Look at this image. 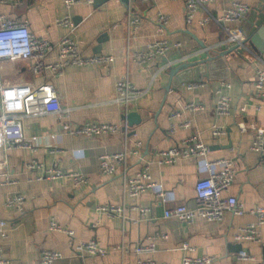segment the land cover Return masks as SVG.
<instances>
[{
    "label": "crops",
    "instance_id": "1",
    "mask_svg": "<svg viewBox=\"0 0 264 264\" xmlns=\"http://www.w3.org/2000/svg\"><path fill=\"white\" fill-rule=\"evenodd\" d=\"M233 3L250 7L242 29L251 37L264 27V0H211L196 14V21L206 12L218 16ZM109 0L94 6L83 2L64 7V0H13L1 5L0 13L18 22L27 21L29 31L37 37L46 38L52 44L68 37L79 45L83 57L111 55L114 61L107 67L68 66L61 74L45 71L34 76L30 62L0 64V81L4 83L27 82L33 85L48 83L53 86L63 110L59 116L47 114L25 119L23 133L26 139L36 138L34 150H11L6 154L8 170L16 180L15 185L0 186V221L6 237L0 236V256L13 264H39V255L44 250L55 251L63 257L59 264H136L137 259H151L158 264H180L184 256L196 258L209 256L211 264H260L264 262V226L261 228V243L237 242L234 236L238 229L252 223L255 217L245 212L241 216L225 213L219 223H208L195 218L191 224L163 218L166 209L178 205L193 208L194 183L206 175L203 160H181L174 164L158 165L156 153L179 145L188 136L197 135L209 148L206 160L230 159L235 166L234 180L223 197L233 196L245 210L264 208V166L260 157L250 150L252 131L241 133L239 123L248 127L264 129V99L257 100L254 91V72L264 70V40L260 37L252 50L249 44L243 53L231 52L224 57L226 70L216 76L202 78L204 86L188 90L187 84L171 85L170 69L182 63L198 62L207 56L217 57L225 48L214 52L196 51L214 46L219 40V27L209 24L199 27L196 23L186 26L182 0ZM129 10V14H128ZM158 12L168 16L166 30L156 34L155 19ZM69 15L73 29L57 26L55 21ZM139 17L140 25L135 30L126 26L129 18ZM113 25H117L113 28ZM163 39L168 44L179 43L164 57L138 64L132 54L143 51L147 44ZM100 41V42H98ZM200 44L204 46L201 47ZM100 46V53H94ZM56 50L45 59L46 64L56 61ZM129 59L126 60V55ZM168 65L166 70L162 68ZM136 89L149 92L134 101L129 112L140 116V123L116 134L84 137L63 133V124L71 126L88 122L124 125L123 108L112 102L115 84L125 74ZM222 87V93L231 99L229 116L215 115L214 91ZM189 84V83H188ZM204 105V110L191 114L183 110L188 102ZM256 105H261L257 111ZM241 108L244 111L241 112ZM174 113L180 117L171 118ZM190 121L189 129L176 128L171 134V125ZM212 126L225 130V135L215 139ZM135 132V136L131 132ZM53 136V138H51ZM124 139L130 154L127 158V174L132 176L144 162L149 163L152 180L163 188V198L149 190L133 198L123 192V180L118 169L114 175H103L98 168V158L122 150ZM141 143L134 153V142ZM229 146V147H227ZM139 157L143 161H139ZM36 160L45 167L56 165L67 172H79L88 177V182L74 188L67 179L54 181L37 180L41 170L28 171L25 164ZM19 194L24 197L23 213L5 207L6 199ZM121 206L124 218L108 217L97 211L104 204ZM147 208L142 215L137 209ZM74 233L73 242L95 240L107 250L104 257L76 256L68 243V237L49 230V221ZM125 244L129 253L121 255L114 247ZM154 245L150 254L135 255L137 245ZM187 246L188 250H185ZM239 250L253 256L254 261L241 262L236 258Z\"/></svg>",
    "mask_w": 264,
    "mask_h": 264
},
{
    "label": "built area",
    "instance_id": "2",
    "mask_svg": "<svg viewBox=\"0 0 264 264\" xmlns=\"http://www.w3.org/2000/svg\"><path fill=\"white\" fill-rule=\"evenodd\" d=\"M95 0H64V7L70 9L73 5L83 2L92 5ZM147 2L149 0H139ZM176 1V0H174ZM184 4V22L186 26L196 23L199 27L209 24H215L219 27V40L211 47H205L198 52H214L215 50H225L232 47L243 49L244 42L248 39V35L241 27L244 19L250 11V7L242 3H233L231 7L224 10L218 16H213L206 12L202 18L196 21V14L199 9L211 0H182ZM13 0H0L1 5L12 4ZM129 5V0L127 2ZM127 5V6H128ZM129 14V10H128ZM57 26L73 29V22L69 15L55 21ZM168 16L158 12L155 19L156 34L162 35L166 30ZM140 25V18H129L126 21L128 34L130 30L135 31ZM116 28L117 25H113ZM179 43L173 45L168 44L163 39H156L147 44L143 51L135 52L132 58L138 63H148L157 58L164 57L171 48H179ZM56 50V61L50 64L45 63L46 57ZM129 55H126V60ZM4 61L10 63L30 62L31 72L34 76H41L45 71L61 74L62 70L68 66H102L107 67L114 61L111 55H92L83 57L79 53V45L68 37L62 38L58 43L52 44L46 38L37 37L28 29L27 21L18 22L7 18L0 13V64ZM168 65L162 69L166 70ZM254 91L257 100L264 99V70L257 69L254 72ZM204 86L203 83L187 84L188 90ZM222 87H228L226 82H221L220 87L214 91L216 98L214 112L218 117H226L231 112V99L222 93ZM149 92L147 89H136L130 82L126 73L115 84V96L113 103L123 108L125 117L129 112L131 104L143 98ZM261 105H256L255 109L259 111ZM183 110L191 114H196L204 110V105L198 102H188L184 105ZM241 112L244 108H241ZM63 110L59 98L52 85L41 83L33 85L27 82L4 83L0 81V186L15 185L14 180L8 170L6 154L11 150H34V142L36 138L26 139L23 133V123L25 119L37 118L47 114H56L62 116L68 113ZM180 117L179 113H174L171 118ZM189 129L191 122L186 120L177 126L171 125L170 133L172 134L176 128ZM127 122L124 120L122 126L98 123H84L75 126L63 124V133L70 135H81L84 137H92L97 135L116 134L123 131L124 136L127 134ZM238 129L241 133L252 131V141L250 150L257 154L264 166V129L261 127H249L245 123H239ZM134 132V131H133ZM211 136L218 139L225 135V130L218 126H212L210 130ZM135 136V132L132 134ZM53 138V136H51ZM141 143L134 142V153L140 150ZM209 152L208 146L201 142L197 135H191L183 139L179 145L173 146L166 150L157 152L156 162L158 165L174 164L181 160H203L206 175L199 177L194 183V203L193 208L185 205H178L171 209H166L163 213L165 219H175L179 222L191 224L197 217L204 219L208 223H219L222 221L225 213H231L233 216H241L245 212L255 217L254 222L248 223L238 229L234 240L237 242L251 241L261 243V228L264 226V208L256 207L249 210L238 203L235 197H223L228 192L235 176V166L230 159L206 160ZM130 154L127 141L124 139V145L120 152L103 155L98 158L99 171L106 176H112L119 169L122 174L123 192L128 196L136 198L142 193L152 190L155 191L157 197L163 198L164 192L160 184L155 183L149 173V163L144 162L141 167L132 175L127 174V158ZM142 162L143 158L139 157ZM28 171L41 170L42 174L36 177L37 180L54 181L58 179H67L72 183L74 188H78L88 182V177L79 172H67L59 169L56 165L45 167L43 163L32 160L25 164ZM24 197L15 194L8 197L4 203L8 209H13L18 213H23ZM145 215L149 209L132 208ZM97 211L107 215L108 217L124 218V209L121 206L110 203L97 207ZM4 222L0 221V236L6 237L3 230ZM49 230L53 232L63 233L68 237V243L71 250L76 256H92L104 257L107 250L100 245L98 241L89 240L87 242H73L74 233L71 230L61 228L54 219L49 221ZM188 250L187 246H184ZM121 255L129 253V248L121 243L114 247ZM135 255L150 254L154 251L152 243L148 245H137L133 248ZM60 253L55 251L44 250L39 255V264H59L62 260ZM236 258L241 262L254 261L253 256L244 250H239ZM213 258L202 256L191 258L184 256L180 264H211ZM0 264H13L8 260L1 259ZM17 264V263H16ZM136 264H158L151 259H137ZM260 264H264L261 262Z\"/></svg>",
    "mask_w": 264,
    "mask_h": 264
},
{
    "label": "water",
    "instance_id": "3",
    "mask_svg": "<svg viewBox=\"0 0 264 264\" xmlns=\"http://www.w3.org/2000/svg\"><path fill=\"white\" fill-rule=\"evenodd\" d=\"M109 0H95L94 6L98 5L101 2H107ZM124 3H127L128 0H122ZM79 21L78 18H73V22L77 24ZM262 38L264 40V27L260 28L258 32L248 37V39L243 43L244 47L243 49H237V47L228 48L227 50H224L223 52L219 53L217 57H211L207 56L206 59H203L198 62H192V63H182L179 66L175 68L170 69V75H171V85L173 87L174 82H176L178 85L182 84H190V83H200L202 78H209L214 77L218 74H216L218 71L226 70V64L224 62V57L231 53V52H239L243 53L247 46L246 44H249L250 48L254 50L253 45H257L258 38ZM100 42V41H98ZM201 47H203V44H200ZM94 53H100V46L97 47V49L94 51ZM175 86V85H174ZM123 119L127 122V126L129 128H132L133 125H138L140 123V116L135 112L128 113ZM134 132H131V135ZM229 147V146H227Z\"/></svg>",
    "mask_w": 264,
    "mask_h": 264
}]
</instances>
